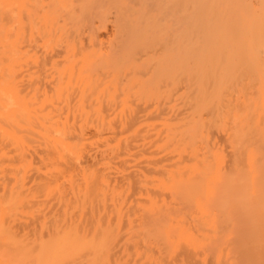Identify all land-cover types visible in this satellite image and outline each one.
Segmentation results:
<instances>
[{"label": "bare ground", "instance_id": "1", "mask_svg": "<svg viewBox=\"0 0 264 264\" xmlns=\"http://www.w3.org/2000/svg\"><path fill=\"white\" fill-rule=\"evenodd\" d=\"M236 72L241 79H234ZM104 106L139 110L132 113L128 107L132 114L125 110V121L122 112L125 125L130 117L126 131L122 115L116 117L123 129L115 127L112 117L104 121ZM150 106L154 110L149 115L155 117L150 124L156 118L162 121L156 125L163 128L159 136L152 125L151 130L146 125L150 132L144 126ZM89 114L95 131L101 123L109 127L106 135L105 129L98 134L114 148L121 147L116 136L125 130L122 147L128 144L132 150L121 147L130 152L118 148L119 154L114 149L118 155L126 158L135 151L138 158L157 151L156 158L149 157L154 166L148 157L135 161L139 167L148 161L143 169L152 176L134 169L135 162L129 170L132 162L124 158V165L112 152L124 165L115 171L108 145L102 147L105 141L94 137L97 132L87 134H93L89 143L83 136L90 129ZM77 118L86 123L80 122L81 127ZM141 120L144 130L142 124L137 127ZM132 125L135 134L146 130L142 137L157 138V147L148 142L154 151L147 146L149 138L146 148L141 146L145 137L139 135L136 139L142 141L134 140L141 145L132 144ZM29 133L42 140L38 144L33 139L38 153L33 144L34 154L29 147L21 153L24 146L19 145ZM0 136L7 139L0 143L4 156L17 149L21 158L28 151L25 156L36 155L40 164L33 170L32 159L24 156L31 161L25 165L14 159L18 169L9 163L16 167L11 176L10 170L7 177L0 172L5 176L0 208L9 194L13 205L25 210V218L44 222L41 228L47 232L49 227L63 232L61 247L83 245L76 264H264V0H0ZM86 143L94 150L85 151ZM100 144L108 152L100 153ZM132 146L144 148V154ZM19 164L30 166L22 169ZM106 165L115 174L108 176ZM27 169L36 171L29 186L18 181L22 176L16 179ZM41 190L49 196L52 192L56 201L42 199L57 207L49 210L45 200L40 202L46 195ZM35 201L45 207L31 206ZM25 206L29 213L37 208L35 214L26 213ZM18 211L21 224L25 218ZM30 221L32 228L16 224V232L35 228ZM48 243L39 261L47 259Z\"/></svg>", "mask_w": 264, "mask_h": 264}, {"label": "rangeland", "instance_id": "2", "mask_svg": "<svg viewBox=\"0 0 264 264\" xmlns=\"http://www.w3.org/2000/svg\"><path fill=\"white\" fill-rule=\"evenodd\" d=\"M239 63H240V62H238L237 64H239ZM243 63H244V62H243ZM237 64H236V65H237ZM239 65H240V64H239ZM241 66H243V65H241ZM237 72L239 73V71H237ZM237 72H236V73H237ZM238 73H237L238 78H234V79H236V80H237V79H238V80L241 79V78H240V75H239ZM240 73H242V72H240ZM236 77H237V76H236ZM232 78H233V77H232ZM234 79H233V80H234ZM111 107H112V106H111ZM118 107H119V106H116V108H117V109L115 108L116 111L113 110L114 108H113V109L110 108V109L113 110L114 113H116V115L113 113L114 117L119 116V118H120V116L122 115V112H123V113L125 112V113H124V116H125V117H124V121H125V118H126V111L128 112L129 108H130V109L134 108V106H130V107L128 106L129 108L126 106V107L128 108V110H127V108H126V109H125L126 111H125V110L122 111V109H123L124 106H122V108H121V106H120V107H119L120 110H118ZM131 107H132V108H131ZM137 107H138V106H137ZM137 107H135V109L139 110ZM142 107H143V106H142ZM151 107H152V106L149 107L151 110H148L149 108H147V110L145 111V112L150 111V112H147V113H148V116H150V117H148V118L145 119V120H150V119L153 118V117L151 116V114L149 115V113H152L151 111L154 110V109H152V108H154V106H153L152 108H151ZM104 108H107V111L104 109V111H106V112H104V113L102 112L103 115L106 113V114L103 116V117H105V119L103 118L104 121H106L107 118H108V120H109V119H110L109 117H112V120L114 121V122H113V121H112V122H113V123H116V124L118 123V125L113 124V123H112V124H113V125H112V124H111V120L109 121V124H110L111 126H113V127L116 125L115 127L118 129V128H119V125H120V120L118 119V117H116L117 119H116V118H115V119L117 120V122H115L116 120H114L113 115H112V116H108V115H107V112L110 110V109H109V106H108V107H105V106H104ZM124 108H125V107H124ZM108 109H109V110H108ZM135 109H132V113H136V112H135V111H136ZM111 110H110V111H111ZM117 110L119 111V113L121 112L120 115H117V113H118ZM133 110H134V111H133ZM102 111H103V110H102ZM110 111H109V112H110ZM130 111H131V110H130ZM109 112H108V114L111 115L112 113H109ZM137 112H140V113H141L142 111L140 110V111H137ZM143 112H144V111H143ZM143 112H142V113H143ZM119 113H118V114H119ZM128 113H129V114H132L131 112H128ZM128 113H127V115H129ZM140 113H139V114H140ZM70 114H71V113H70ZM136 114H138V113H136ZM145 114H146V113H145ZM64 115H65V114H64ZM146 115H147V114H146ZM71 116H72V115H71ZM71 116H70V119L72 120ZM88 116L90 117V118H89L90 120L88 119V122H89V121H91V120L93 119V118H92L93 116H91V115L89 114V115L86 116V118H87ZM84 117H85V116H84ZM84 117H83V119H86V118H84ZM127 117H128V116H127ZM91 118H92V119H91ZM121 118H122V119H121ZM121 118H120V119H121L122 123H124V122H123V115L121 116ZM128 118H130V117H128ZM128 118H127V119H128ZM154 118H155V117H154ZM154 118H153L152 120H154ZM68 119H69V116H68ZM103 119H101V121H102ZM127 119H126V125H127V123L129 122V120L127 121ZM71 120H69V121L71 122ZM94 120H95V119H94ZM96 120H97V119H96ZM96 120H95V121H96ZM99 120H100V119H99ZM99 120H97V121H99ZM145 120H144V124H145V125H144L143 122H142L143 120H141L142 123H139V122L137 123V122H136L137 125H138V124L140 125V126L138 125L137 127L140 128V127H141V124H142V127H143V125L146 126V125L149 124V127H148V128H150V130H151V127L153 126L152 124H154L155 121L153 122V121L150 120L151 122L148 121V122L146 123ZM155 120H156V124L152 127V129H154V131L157 130V129H156V125H158L157 123H160V121H161L160 118H159V120H158L157 118H156ZM78 121H79V120H78V118H77V120H76L75 122L78 123ZM101 121H99V122H101ZM104 121H103V122H104ZM118 121H119V122H118ZM139 121H140V120H139ZM80 122L86 123L85 120H82V121L80 120ZM80 122H79V123H80ZM88 122H87V126H88V124L90 123V122H89V123H88ZM77 123H75V124L77 125ZM79 123H78V124H79ZM83 123H82V124H83ZM136 123H135V124H136ZM150 123H152V124H150ZM75 124H74V125H75ZM80 124H81V123H80ZM82 124H81V127L84 125V124H83V125H82ZM101 124H102L103 126H101ZM101 124H100V127H97V128H101V127H102L101 130H98L99 132L105 129L104 123H101ZM107 124H108V121H107ZM107 124L105 123V125H107ZM85 125H86V124H85ZM89 125H90V126H89L90 129L87 128L88 130L85 131V134L83 133L84 135H83V134H82V135L85 136V135H87V134H90V133H89L90 131H92V132H93V131H94V132H97V133H95L96 135L94 134V135H95L94 137H98V142L100 141L99 143H101V144H102V142L105 141V143H103L104 145L102 144V147L108 145L107 150L110 149V150H108V151H109V152H108V151L105 150V148H106V147H105V148H104V152H103V150H102L103 148L101 147V144H100V147H101V149H100V153H105V151H106V152H108L109 157L112 158L111 156H112L113 154H115V153H117L119 150H121V147H122V144H123V142L121 141V139H122V138H123V139H124V138L127 139L126 137H124L126 134H125L124 136H123V134L126 133L125 130L128 131V130H127V127H128L129 124H128L127 126L125 125V123L123 124V126L125 125V126H124V127H125V128H124V129H125L124 131H123V130H122V131H121V130H117V129L114 127V130L116 129L118 132H119V131L124 132V133H120V132H119L120 134H119V133H118V134H119L120 136H119V137L116 136V137L119 139V140H118V139H117V140L121 142V143H120V142L116 143V145H117V144H118V145L120 144V146H121V147H118V145H117V147L119 148V150H117L118 148H114V147H113V146L115 145L114 142H115V140H116V137H115V138H112V139L114 140V142H113L114 145L112 146V145H110V144H112V142L109 144L108 141H107L105 138L103 139L104 141L100 140V136L102 135L101 133H102L103 131L100 133V134H101V135H100V134H98L97 129H96V131H95V130L92 128L91 123H90ZM110 125H109V126H110ZM150 125H152V126L150 127ZM160 125H162V121H161ZM34 126H35V125H34ZM34 126L32 127L33 130L37 131L38 128H37L36 126H35V128H34ZM98 126H99V124H98ZM123 126L120 125L121 128H122ZM158 126H159V125H158ZM77 127L80 128V126H77ZM106 127L109 129L108 126H106ZM154 127H155V128H154ZM159 127H160V126H159ZM159 127H157V128H159ZM161 127H163V126H161ZM107 128H106V129H107ZM111 128H112V127H111ZM121 128H120V129H121ZM128 128H129V127H128ZM134 128H136V127L132 125V129H134ZM145 128H146V130H148V129H147V126H146ZM145 128L143 127V130H144ZM75 129H76L75 132H77V128H76V126H75ZM106 129H105L104 131H106ZM112 129H113V128H112ZM122 129H123V128H122ZM161 129L163 130V128H160L159 130H161ZM110 130H111V129H110ZM138 130H140V129H137V130H136V132H137L138 134H137V133L135 134V129H134V133H132L133 130H131V128H130V131H131V132L129 131V133H132L133 135L130 134V136H129V133L127 132V133H128V136H129V137H133V136H135V135L138 136V135H139ZM146 130H145V131H142V132H140V133H141V134H142L143 132L145 133ZM159 130H157V131H158L157 134L160 132ZM79 131H80V130H79ZM107 131H108V130H107ZM107 131H106L105 133L103 132V134L106 135V134H107ZM148 131H149V130H148ZM92 132H91V135H93ZM149 132H150V131H149ZM149 132H148V134H150ZM151 132H153V131H151ZM32 133H33V132H32ZM35 133H36V132H35ZM78 133H79V132H78ZM144 133H143V134H144ZM146 133H147V132H146ZM153 133H154V135H156V134H155L156 132H153ZM160 133H161V132H160ZM162 133H163V132H162ZM143 134H142V135H143ZM151 134H152V133H151ZM151 134H150L149 136H151ZM91 135H89V136L91 137ZM98 135H99V136H98ZM104 135H103V137H105ZM142 135H139L138 138H140V136L142 137ZM159 135H161V134H158V136H159ZM31 136H32V134L30 135V133H29V136H27V137L29 138V137H31ZM34 136H36V135H34ZM87 136H88V135H87ZM89 136H88V139H89V140L87 139L88 142L86 141L87 143H89V141H90V139H91V138H89ZM136 136H135V138L133 137V139L130 140V141L132 142L134 139H136V138H137ZM27 137H24V138L26 139ZM32 137H33V136H32ZM36 137H37V136H36ZM38 137H39V138H37L38 140H37V139L35 140V137L31 138L32 141H31V140L29 141L28 138H27L28 140H27V139L24 140V138H23V142H25V144L23 143V145H19L20 147H21V146H24V149H23V147L20 148V149H21V153L25 150L26 147H29V146L32 145V144H33V146H34V144H35L36 142H38V141L41 142L40 144H42V140L40 141V139H41L40 136H38ZM129 137H128V138H129ZM144 137H145V138H144ZM153 137H154V136H153ZM153 137L151 136V138H149V137H147V134H146V135H144V136L142 137V138L145 139V141H144V140L142 141V138L139 139V140L136 139V140L139 141V142H140V140H141V141L143 142L142 145H141V143L136 142L135 140H134V143H132V144L137 143L138 145L145 146L144 148H146V144H145V142H146V140H147L148 138L151 139L152 141H151V140H150V141L147 140V142H146V143H147V146H148L149 144L153 143V142H154V145H155L156 143L158 144L159 142L157 141V138L154 137V138H155V139H154ZM156 137H157V135H156ZM92 138H93V136H92ZM152 138H153V139H152ZM33 139H34V141H36V142H34ZM101 139H102V137H101ZM109 139H110V138H109ZM109 139H108V140H109ZM123 139H122V140H123ZM6 140H7L6 138H2V137L0 136V143H1V144L4 143V142H6ZM113 140H112V141H113ZM91 141H93V139H92ZM94 141H97V140L95 139ZM123 141L126 142L127 140H123ZM39 142H38V144H39ZM106 142H107L108 144H107ZM109 142H110V140H109ZM116 142H117V141H116ZM148 142H151V143L148 144ZM155 142H156V143H155ZM12 143H13V142H12ZM26 143H27L28 145H26ZM87 143L85 144V146L87 145ZM91 143H92V142H91ZM127 143H130L129 140H128ZM29 144H30V145H29ZM38 144H36L35 146H37ZM92 144H94V142H93ZM95 144H96V143H95ZM95 144H94V145H95ZM137 144H135V146H136ZM144 144H145V145H144ZM157 144H156V145H157ZM13 145L15 146L16 144L13 143ZM13 145H12V146H13ZM89 145H90V144H89ZM97 145H98V144H96V146H97ZM125 145H126V143H125ZM130 145H131V144H130ZM156 145H155V146H156ZM35 146H34V147L30 146V147H32V148H33L35 151H37V153H38V151H39L40 149H39V150H38V149L36 150V149H35ZM92 146H93V145H92ZM96 146H95V147H96ZM98 146H99V145H98ZM111 146L113 147L112 149H113V150L116 149L117 152H116L115 150H114V151L111 150ZM135 146H132V148L135 149ZM151 146H152V144H151ZM151 146H150V147H151ZM155 146H154V148H155ZM15 147H16V146H15ZM30 147H29V150L32 149V148H30ZM41 147L43 148V145H41L40 148H41ZM88 147H90V150H91V149L94 150L93 147L91 148V145L88 146ZM88 147H87V146L85 147V151L89 150ZM100 147H96V148H100ZM115 147H116V146H115ZM123 147H124V146H123ZM123 147H122V148H123ZM137 147H138V146H137ZM137 147H136V149H137ZM150 147H149V148H150ZM156 147H157V146H156ZM86 148H88V149L86 150ZM96 148H95V149H96ZM125 148H126V149L128 148V149L130 150V149H131V146H130V148H129V147H128V144H127V146L124 147V149H125ZM144 148H142V149H144ZM149 148H147V150H148ZM152 148H153V146L150 148L151 151L153 150ZM20 149H19V151H20ZM33 149H32V150H33ZM124 149H122V150H124ZM134 149H133V150H134ZM136 149H135V150H136ZM142 149H141V148L139 149V147H138V149L136 150V152H137V151L139 152V151H141ZM150 149H149V150H150ZM22 150H23V151H22ZM26 150H28V148H26ZM32 150H31V151H32ZM90 150H89V151H90ZM92 150H91V151H92ZM98 150H99V149H98ZM122 150H121V152H122ZM129 150H128V151H127V150H124V151H125V153L128 152V154H129V152H130L132 149H131L130 151H129ZM154 150H155V149H154ZM154 150H153V151H154ZM156 150H157V149H156ZM126 151H127V152H126ZM142 151H143V150H142ZM142 151H141V152H142ZM17 152H18V151H17V149H16V151H15L12 155H10V156H4L2 153H0V172H1V173H3V172L5 173L6 171L8 172L9 170H10L9 172H11L12 170H16V169H18L19 166H18L17 163H16V164H17V168H16L15 166L12 167V168H10V165L12 164V166H13V165L15 164V162H16V161H14V159L17 160V161H19L18 159H20V162H19V163H22V164H25V165L28 163V161H31V160H28V161H27V160H26L27 158H28V159H32V161H31L32 167H33L34 165H35V166L37 165V166L35 167L36 169H37V167L40 165L39 163H36V160H37V159H36V158H37L36 155H32L31 158L25 156L26 154H28V151H26L27 153H26L25 155H24V153H23V155H24L25 157H27L26 159H24V156L21 157V158H23L24 160H26L27 162H26V163H25V161H23L24 163L21 162V158H19L21 154L18 156ZM112 152H114V153L111 154ZM132 152L135 153V151H132ZM132 152H131V153H132ZM146 152H147V151L145 150V153H146ZM149 152H150V151H149ZM156 152H157V151H156ZM156 152L154 151V155H152V154H150V155H151V156H155V155H156ZM19 153H20V152H19ZM29 153H33V154H34V151L29 152ZM118 153H119V152H118ZM118 153H117V155H118ZM125 153H124V154L122 153V155H125V156H126ZM134 153H133V155H132L133 157L131 156V154H130V156L128 155L129 157H128V156L126 157L129 161H128L125 157H123V156H121V155H118V156H120L119 158H121V159L123 158L124 162H122V163H124V165H125V163H127V161H128L129 163L132 162V163H130L131 166H130L129 163H128V165H129L130 167L126 164V165H127V168L129 167V170H130L131 168L133 169V165H132V164H133L135 161H139L141 157H142V158H145L144 160H146V157H148L147 159H149V157H150V155L148 154V152H147V154H144V151H143V154H144V155L141 156V154H139L140 157H139V155H136V156H138V158L135 157ZM151 153H153V152H151ZM159 153H162V152H159ZM159 153H158V154H159ZM108 154H105V155H108ZM110 154H111V156H110ZM119 154H120V153H119ZM135 154H136V153H135ZM145 155H148V156H145ZM159 155H160V154H159ZM159 155H158V157H159ZM29 156H30V154H29ZM114 156H116V155H114ZM114 156H113V158H112L113 160L116 159ZM118 156H116V157L118 158ZM144 156H145V157H144ZM156 156H157V155H156ZM156 156H155L154 158H156ZM34 157H35V159H34ZM130 157H131V158H130ZM158 157H157V158H158ZM17 158H18V159H17ZM110 158H109V160H110ZM124 158H125L127 161H126ZM133 158H134V161L132 160ZM142 158H141V159H142ZM33 159H34V162H35V163L33 162ZM107 159H108V158H107ZM130 159H131V161H130ZM135 159H137V160H135ZM138 159H139V160H138ZM104 160H105V159H104ZM109 160H106V163H107V161H109ZM113 160H110L111 162H109L108 164H111V163L114 164V161H113ZM123 160H122V161H123ZM149 160H150V161H149V164L153 162V161H151L152 158L149 159ZM153 160H154V159H153ZM13 161H14V162H13ZM102 161H103V160H102ZM118 161H119V162H118ZM11 162H12V163H11ZM37 162H38V160H37ZM39 162H40V161H39ZM140 162H141V164H140ZM140 162H137V163L140 164V166H141V165L144 166V164H145V165L147 164V165L149 166V164L147 163L148 161H146L144 164H142V163H143L142 161H140ZM9 163H11V164H9ZM106 163H104V164H106ZM16 164H15V165H16ZM22 164H19V165H22ZM41 165H42V164H41ZM111 165H112V164H111ZM114 165H117V166L120 167V168L118 169V167L115 166V167L117 168V170L114 169L115 171L118 172V170H119V171L121 170V166H122V164H120V160H119V159L117 160V162H116V160H115V164H114ZM120 165H121V166H120ZM124 165H123V166H124ZM134 165H135V166H134V167H135L134 169H137L136 166L139 167L138 164L136 165V162L134 163ZM147 165H146V166H147ZM152 165L154 166L153 163L151 164V166H152ZM22 166H23V165H22ZM29 166H30V164H29L28 166H23V167L20 166V167H21L22 169H25V168H27V167L29 168ZM99 166H100V165H99ZM102 166H103V169H105V167H104L103 164H102ZM109 166H110V165H109ZM112 166H113V165H112ZM123 166H122V167H123ZM146 166H144V167H146ZM32 167H30V168H32ZM42 167H43V165H42ZM100 167H101V166H100ZM106 167L109 169L108 171H111L110 174H109L108 171H107V168H106V172H107V173H105V171H104V174H105L106 176H107L108 174H109L108 176H110L111 174H113V173L115 172V171L113 170V167H112L111 170H110V167H111V166L108 167V165H106ZM125 167H126V166H125ZM125 167H124V168H125ZM144 167L141 166V167L138 168V170H139V169L142 170ZM13 168H14V169H13ZM15 168H16V169H15ZM35 168L33 167L32 169L34 170ZM101 168H102V167H101ZM124 168H122V169H124ZM127 168H125V169L128 171ZM32 169H31V171H29L30 169H27L28 171H26V170L21 171L20 174H16V173H17L16 171L13 172V173L16 174V179H17V180H18V177L20 178V177L22 176V177H21L22 180H18V181H23V182L25 181V183H27V185H28V184H30V182H31V181L34 179V177H35L33 174L36 175V173H35L36 171L32 172V171H33ZM36 169H35V170H36ZM40 169H42V168H38V172H39V171L41 172ZM44 169H45V168H44ZM103 169H102V170H103ZM112 170H113V171H112ZM126 170H125V171H126ZM141 170H140V172H141ZM143 170H144V169H143ZM143 170H142V171H143ZM17 171H18V170H17ZM19 171H20V170H19ZM43 171H44V170H43ZM46 171H47V170H46ZM46 171H44V172H46ZM7 172H6V174H5L6 177H7L8 174H10V176H11L12 172H11V173H8V174H7ZM23 172H24V173H23ZM25 172H26V173H29V172H30L29 176L31 177V174H32V178L29 179V176H28V177H27L28 180H25V179H27V178H25V175H28V174H26ZM31 172H32V173H31ZM146 172H147V170H146V168H145L144 173H145V174H148V173H146ZM144 173H142V174L144 175ZM21 174H22V175H21ZM114 174H115V173H114ZM1 175H2V174H1ZM3 175H4V174H3ZM3 175H2V178L5 177V176L3 177ZM19 175H20V176H19ZM140 175H141V173H140ZM149 175H151V174H148L147 176L144 175V176L148 177ZM151 176H152V175H151ZM12 177H15V175L12 176ZM12 177H10V178L13 179ZM140 177H141V176H140ZM2 178H1V176H0V184L3 183ZM21 178H20V179H21ZM23 178H24V179H23ZM141 178H144V177H141ZM13 180H14V179H13ZM29 180H30V181H29ZM26 181H29V182H26ZM23 182H22V184H23ZM19 183H20V182H19ZM25 183H24V186L28 187L29 185L27 186ZM148 185H149V184H148ZM150 186H152V187L154 186V187H155V185H151V184H150ZM150 186H148V187H150ZM136 189H137V188H136ZM136 189H135V190H136ZM39 191H40V189H39ZM131 191H132V189L130 190V192H131ZM36 192H37V194H38V191H36ZM42 192H43V190H41V192H39V194L42 193ZM44 192H46V193H44ZM44 192H43V193L46 194V195H48V196L43 195L42 197H39V194H38L37 198H38V197H39V199L46 198V200H47V197H49L50 200H53V199H54V201H56L55 198H52V197H51L52 192L49 191V192L51 193L50 196H49V193H48L47 191H44ZM133 192H134V194H135L137 191L135 192V191L133 190V191H132V194H133ZM43 193H42V194H43ZM142 193H143V192H142ZM35 194H36V193H35ZM37 194H36V195H37ZM42 194H41V195H42ZM134 194H133V195H134ZM142 195H144V194H142ZM27 196H29V195H27ZM135 196H140V195H138V193H137V194H135ZM37 198H36V199H37ZM37 200H38V199H37ZM44 200H45V199H42V201H40V202H44ZM46 200H45V204H48V205H45V206H46V208L48 207L49 210H50V207H49V206H52L51 209H53V207H57L54 203L49 202V201H50L49 199H48V201H46ZM54 201H53V202H54ZM5 202H6V203H4V202L1 203V208H0V264H76L75 262L78 261L79 258L83 257V245H80V244H78L77 242H75V243H73V246H72L71 248H69V249L64 248V247H61L60 244H61L62 233H63L61 230H59V231H54V233H53V232H52V229L49 227L50 232H51V235H52V236L50 235V236H51V239H50V236H49V233H50V232H47V231H49V230H48L46 227H45V229H44L43 227L41 228V224H44V222L41 223V220H38V221H40L39 223H41V224L38 225V224L36 223V222H37L36 220H35L36 222H35L34 220H31V219H32L31 216L28 215V217H30L31 219H29L28 217L25 218V216H26V214H24L25 210H24V212H23L22 207L19 208V209L23 212V214H24V215H22V218L29 219V220H28V223H27V221H25V219H22L21 224L18 223V222H20V220H21V219H20L21 216H20L19 218H16V217H18V215H20V214L15 215V213H16L19 209L13 205V196H10V195L8 194V195L6 196V200H5ZM37 202H38V201H37ZM37 202L35 201L34 203H36V204L33 205V204H34V203H33L31 206H33V207L36 206V207L38 208V206L41 205L42 207H45V206L43 205L44 203H40V204H38ZM56 204H57V203H56ZM24 205H26V203H24ZM26 206H27V205H26ZM26 206H25V208L28 207V206H27V207H26ZM41 206L39 207L40 209H41ZM29 207H30V206H29ZM33 207H32V210H34V211H32V213L30 212L31 215H32V214H35V209L37 210V208L34 209ZM23 208H24V207H23ZM25 208H24V209H25ZM39 208H38V209H39ZM46 208H44V209L42 208V209L45 211ZM28 209H29V208H27V211H28ZM40 209H39V210H40ZM20 210H19V211H20ZM43 210H41V211H43ZM19 211H18V212H19ZM21 211H20V212H21ZM27 211H26V213H29V211H31V209H30L28 212H27ZM41 211H39V214L41 213ZM44 211H43V212H44ZM46 211H47L48 214H49L48 209H47ZM43 212H42V213H43ZM60 212H61V211H60ZM30 213H29V214H30ZM42 213H41V214H42ZM48 214H46V215H48ZM57 215H58V214H57ZM57 215H56V216H57ZM33 216H34V215H33ZM35 216H36V215H35ZM35 216H34V217H35ZM56 216H55V219L57 218V219H56V220H57V223H59V225L61 226V224H62V222H63V219L59 220V222H58V219H60V218H59L60 215H58L57 217H56ZM61 217H62V216H61ZM42 218H43V217H42ZM39 219H40V218H39ZM23 220H24L26 223H24ZM30 220L33 221L34 224H35V223L37 224V225H36V224L34 225V226H36V227L33 228V229H28V228H32V227H33L32 225L29 224V221H30ZM31 221H30V223H31ZM33 222H32V223H33ZM23 223L29 225L30 227H28V228H24L23 230L21 229V231H23V233L20 231V229H19V231H18V229H17V231L20 233V234H19L18 232H16V228H17V227H16V224H17V225H22ZM14 225H15V227H14ZM37 226L40 227V228L38 227L39 230H38ZM14 228H15V232H16V233L13 231ZM22 228H23V226H22ZM36 228H37V230H35ZM24 230H25L26 232H28V233H25ZM31 230H34V231H36V232L38 231L37 233L40 232V234H36V232H35V234H36V235H35L33 232H30ZM41 232H42L43 235H41ZM46 232H47V234H48L49 237L46 235ZM76 232H77V231H76ZM17 233H18L19 235H18ZM21 233H22L23 235L26 234L27 236H28V234H30L31 237L28 236V238H26V235L21 237ZM24 233H25V234H24ZM15 234H17V235H15ZM37 235H39V238H38ZM40 235H41V237H40ZM53 235H54V237H53ZM35 236H37V237H35ZM46 236H47L48 238H47ZM23 237H24V238H23ZM52 237H53V238H52ZM42 238H43V242H46V244H47L48 242L51 243L50 245H49V243H48V246H51L52 248L50 247L51 249L49 248V252L46 253V254L48 255V256L46 255L47 259L44 260V261H41V260L39 261L38 259H43L44 255H45L44 252L48 250V248H45V247L47 246L45 243H44V245H46V246L41 245V243L43 244V242H39L41 246H40L39 243H38V245L40 246V248L38 247V245H37V241H38L39 239H40V241H42V240H41ZM36 240H37V241H36ZM32 242H34V243H32ZM221 244H222V240H219V241L216 242V245H217V246H220ZM42 247H44V248H42ZM41 248H42L43 250H42ZM44 249H45V250H44ZM40 250H42L41 252H42L43 255H41V258H40V256H39V258H38V254L40 253ZM50 250H51V251H50ZM86 254L89 255V252H87ZM86 254H85V255H86ZM95 254H98V255L100 256V258H102V254H101V253H95ZM89 256H92V254H90ZM44 258H45V257H44ZM240 262H242V263H240ZM238 263H240V264H248V262H246V261H244V260L238 261L236 264H238ZM249 263H250V262H249Z\"/></svg>", "mask_w": 264, "mask_h": 264}]
</instances>
